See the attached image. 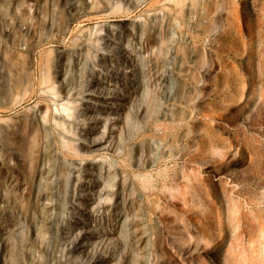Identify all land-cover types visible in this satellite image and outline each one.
<instances>
[{"label":"rangeland","instance_id":"1","mask_svg":"<svg viewBox=\"0 0 264 264\" xmlns=\"http://www.w3.org/2000/svg\"><path fill=\"white\" fill-rule=\"evenodd\" d=\"M0 264H264V0H0Z\"/></svg>","mask_w":264,"mask_h":264},{"label":"bare ground","instance_id":"2","mask_svg":"<svg viewBox=\"0 0 264 264\" xmlns=\"http://www.w3.org/2000/svg\"><path fill=\"white\" fill-rule=\"evenodd\" d=\"M210 23V22H209ZM222 104H225V103H222ZM57 107V106H56ZM57 109V108H56Z\"/></svg>","mask_w":264,"mask_h":264}]
</instances>
